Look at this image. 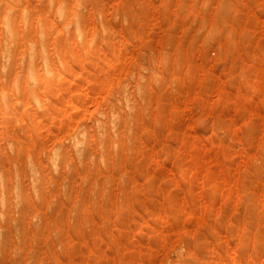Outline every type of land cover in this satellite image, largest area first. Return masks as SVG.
Returning a JSON list of instances; mask_svg holds the SVG:
<instances>
[{"label": "rangeland", "instance_id": "rangeland-1", "mask_svg": "<svg viewBox=\"0 0 264 264\" xmlns=\"http://www.w3.org/2000/svg\"><path fill=\"white\" fill-rule=\"evenodd\" d=\"M0 264H264V0H0Z\"/></svg>", "mask_w": 264, "mask_h": 264}, {"label": "bare ground", "instance_id": "bare-ground-1", "mask_svg": "<svg viewBox=\"0 0 264 264\" xmlns=\"http://www.w3.org/2000/svg\"><path fill=\"white\" fill-rule=\"evenodd\" d=\"M82 21H83V20H82ZM18 202H19V201H18ZM21 203H23V202L21 201ZM19 204H20V203H19ZM21 208H23V207H21ZM17 220H19V219H17ZM21 225H22V224H21ZM15 226H16V225H15ZM17 227H18V226H17ZM17 227H16V228H17ZM20 227H21V226H20ZM20 227H18V229H19ZM18 229H17V230H18Z\"/></svg>", "mask_w": 264, "mask_h": 264}]
</instances>
